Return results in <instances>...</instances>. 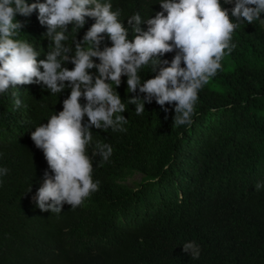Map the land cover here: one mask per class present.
I'll return each mask as SVG.
<instances>
[{
    "label": "trees",
    "instance_id": "1",
    "mask_svg": "<svg viewBox=\"0 0 264 264\" xmlns=\"http://www.w3.org/2000/svg\"><path fill=\"white\" fill-rule=\"evenodd\" d=\"M43 3L45 0H26ZM119 9V20L134 34L127 19L136 14L145 21L163 11L161 0H101ZM221 5L229 9L233 3ZM18 15L23 24L14 39L26 41L46 59L53 41L38 20ZM165 15L167 13L165 12ZM80 30L68 25L67 41H82L95 23L86 17ZM264 13L252 24L240 21L232 34L235 47L221 61V68L198 93L191 125L173 126L174 105L163 111L153 99L136 115L127 92V76L113 91L120 95L128 122L126 131L92 127L93 142L110 144L112 155L102 166L92 156L97 191L59 214L41 211L33 200L49 168L31 132L63 110L71 88L52 94L43 84L17 85L0 93V264H264ZM101 43L112 46L107 34ZM175 52L161 57L171 61ZM99 63L98 58H93ZM182 67L185 65L182 63ZM70 70V62L63 65ZM41 71L43 69L41 68ZM94 77L98 70H88ZM151 79L150 66L138 70ZM66 84L68 82H65ZM17 95L14 97L13 93ZM16 98L21 100L19 109ZM80 103L86 104L81 97ZM84 124L88 123L87 116ZM139 174L134 186L127 179ZM31 188V191H28ZM200 246L198 259L183 251V244Z\"/></svg>",
    "mask_w": 264,
    "mask_h": 264
},
{
    "label": "clouds",
    "instance_id": "2",
    "mask_svg": "<svg viewBox=\"0 0 264 264\" xmlns=\"http://www.w3.org/2000/svg\"><path fill=\"white\" fill-rule=\"evenodd\" d=\"M160 6L163 11L146 20V31L141 28L145 21L138 12L127 19L134 34L130 41L129 29L118 19L121 11H113L110 2L45 0L29 4L26 0H0V93L33 83L43 84L52 94L71 88L70 96L63 101V110L31 132V139L43 151L54 174L45 172L42 186L33 197L41 211L59 214L65 203L74 209L98 190L100 182H94L92 177V156H100L98 166H102L113 148L97 141L89 156L91 129L94 126L105 132H123V125L128 122L125 116L116 115L125 112L126 107L117 91H113V83L117 88L121 77L127 76L128 93L139 89L146 94L143 99H128L129 104L136 105V115H141L145 104L155 99L165 112L169 111L166 104L174 105L173 126L191 125L198 93L221 68L225 50L230 53L235 47L231 40L239 22L252 24L264 13V0H235L231 15L237 23H233L229 9L220 0H161ZM37 10L40 24L47 28V38L54 43L43 60L37 59L40 53L31 44L14 39L23 27L15 21L16 14L31 16ZM86 17L95 23L82 41L73 40L74 55H69L72 45L64 43L68 39V25H73L72 30H80ZM105 33L112 46L101 50ZM169 52L176 53L171 61L161 59ZM93 58L100 62L95 63ZM68 62L74 65L73 69L63 67ZM144 66H150L153 78L142 80L138 70ZM93 68L98 70L95 77L88 71ZM16 95L14 92L13 96ZM81 97L86 104L80 103ZM21 103L19 98L14 101L17 109ZM85 116L87 124L83 123ZM7 172L8 169L0 168V175ZM262 188L264 182L255 184L256 191ZM183 251L192 259L201 254L195 241L184 243Z\"/></svg>",
    "mask_w": 264,
    "mask_h": 264
},
{
    "label": "rangeland",
    "instance_id": "3",
    "mask_svg": "<svg viewBox=\"0 0 264 264\" xmlns=\"http://www.w3.org/2000/svg\"><path fill=\"white\" fill-rule=\"evenodd\" d=\"M18 15H20V14H16V16H18ZM263 26H264V23H263ZM140 177L141 176L139 174H134L132 177L127 179L126 184L128 186H134V184L137 183L140 180Z\"/></svg>",
    "mask_w": 264,
    "mask_h": 264
}]
</instances>
